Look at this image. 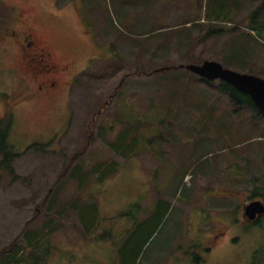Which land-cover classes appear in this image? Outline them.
I'll use <instances>...</instances> for the list:
<instances>
[{"label":"rangeland","instance_id":"374dc122","mask_svg":"<svg viewBox=\"0 0 264 264\" xmlns=\"http://www.w3.org/2000/svg\"><path fill=\"white\" fill-rule=\"evenodd\" d=\"M260 3L0 0V42L20 14L67 69L55 101L22 98L33 85L0 43V130L9 117L8 156L21 153L12 173L0 168V251L15 241L24 255L25 232L41 237L29 262L43 264H120L125 247L132 264H250L264 254V216L243 215L263 203L252 192L264 184V117L182 67L215 61L264 80V38L246 35ZM123 138L127 157L107 144ZM112 160V176L82 187L70 177ZM75 202L94 215L86 229Z\"/></svg>","mask_w":264,"mask_h":264},{"label":"trees","instance_id":"16d2710c","mask_svg":"<svg viewBox=\"0 0 264 264\" xmlns=\"http://www.w3.org/2000/svg\"><path fill=\"white\" fill-rule=\"evenodd\" d=\"M248 28H249V32H248V34H246L247 36H251L254 33V35L256 37H263L264 38V0H261L259 7L250 14L249 19H248ZM232 30L233 31H231V32H235V30H237V29L235 27ZM168 69H175V68L169 67V68H166L164 70H168ZM202 81H204V80H202ZM204 82L208 83L207 81H204ZM216 90L220 95L225 97V99L228 101V103L232 107H236V108L239 107L242 109L253 110V111L257 112V114H260L261 116L264 117V115H262L260 112H258L255 109L252 101L250 100V98L247 95L242 94V93L238 92L237 90H235L234 88H232L231 86H229L225 83L219 82V81H218V84L216 85ZM3 121L6 124H5L4 129L0 130V153L2 155V160L0 161V168H3L5 171H8L9 173H12L13 172L12 171V163L17 158L20 157L21 153L10 154L8 156V153L10 152L11 147L7 143V136H8L9 129L11 127V120L9 117L5 116L3 118ZM129 131H130V129H129ZM126 134L128 135V133H126ZM107 144H108V147H110L112 150H114V153H120L119 155L122 157H127V154H130V152L132 151V147H133V143L126 142L125 138L120 139L119 142L117 141V143H116L117 145H113L110 142ZM103 166H108L106 172H104V173L101 170V168ZM117 166H118L117 163L113 160L109 161L107 164L94 165L90 169H87V170H84V168L81 166H79V167L74 166L71 169L70 177L72 178V180L78 182L79 187H82V184L89 181L91 176H93L94 178L96 176L107 178L109 176L114 175ZM257 183H258V179H257ZM255 185H256V187L254 188V190L252 192V194H253L252 197H261L263 200V203H264V186H263L264 184H263V182H261V183L255 184ZM68 208L70 210H73L72 212H79L78 220H79V223H80L82 228L86 229L88 223H89V226L93 224L94 215H91L88 218L86 216V218H85L84 214L80 212V209H78V203L75 202L72 204H68ZM62 209H63V207H58V209H54L53 211L55 213H58L59 216H62V214L64 213V211ZM72 212L69 211V215ZM63 215H65V214H63ZM46 228H50V227L47 226ZM21 236L23 237V239H26V242L28 244L29 248H28L27 252L24 255H22L23 253L19 250V248H14L15 241H13L10 245L2 248V250L0 251V264H22V263H25V264H43L45 259L29 262L32 251H34L40 247L39 243H40L41 237L35 233L25 234V232L22 233ZM138 254L139 253L134 254V259L138 256ZM259 255L263 256L264 254H262L260 251L255 253L250 264H264V260L259 259V257H258ZM121 256H122V261L120 264H132L131 263L132 261H130V254H129L127 247H125L123 249V251H121Z\"/></svg>","mask_w":264,"mask_h":264},{"label":"flooded vegetation","instance_id":"af4514ba","mask_svg":"<svg viewBox=\"0 0 264 264\" xmlns=\"http://www.w3.org/2000/svg\"><path fill=\"white\" fill-rule=\"evenodd\" d=\"M14 26H18V29ZM6 31L0 42L8 45V48H4V53L8 54L7 50H10L12 61L18 66L14 70L16 75L21 78V74L25 84L33 85L30 93H21L22 98L35 95L44 103L55 101L60 92L62 75L67 71L66 67H59L53 62L46 42L30 28L26 17L13 14L10 28ZM262 216H257L250 222L256 224Z\"/></svg>","mask_w":264,"mask_h":264},{"label":"water","instance_id":"95a60500","mask_svg":"<svg viewBox=\"0 0 264 264\" xmlns=\"http://www.w3.org/2000/svg\"><path fill=\"white\" fill-rule=\"evenodd\" d=\"M182 67L207 82L220 81L247 95L255 109L264 115L263 79L225 69L215 61H204L201 64H190ZM243 215L249 221L255 220L257 216L264 215V204L260 201L250 202L244 206Z\"/></svg>","mask_w":264,"mask_h":264},{"label":"crops","instance_id":"0c3cea01","mask_svg":"<svg viewBox=\"0 0 264 264\" xmlns=\"http://www.w3.org/2000/svg\"><path fill=\"white\" fill-rule=\"evenodd\" d=\"M125 123H127V124H125ZM124 124H125V125H130L128 122H124Z\"/></svg>","mask_w":264,"mask_h":264}]
</instances>
